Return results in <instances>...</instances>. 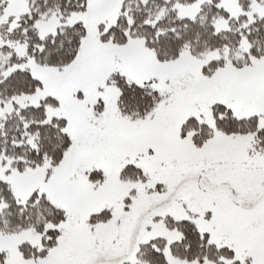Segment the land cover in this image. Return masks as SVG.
<instances>
[{
  "label": "snow or ice",
  "instance_id": "1",
  "mask_svg": "<svg viewBox=\"0 0 264 264\" xmlns=\"http://www.w3.org/2000/svg\"><path fill=\"white\" fill-rule=\"evenodd\" d=\"M0 264H264V0H0Z\"/></svg>",
  "mask_w": 264,
  "mask_h": 264
}]
</instances>
